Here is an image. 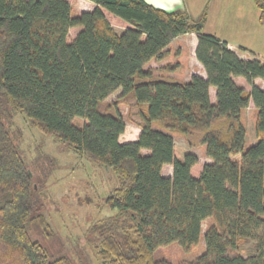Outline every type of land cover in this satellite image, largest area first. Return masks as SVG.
I'll return each mask as SVG.
<instances>
[{"label": "trees", "instance_id": "1", "mask_svg": "<svg viewBox=\"0 0 264 264\" xmlns=\"http://www.w3.org/2000/svg\"><path fill=\"white\" fill-rule=\"evenodd\" d=\"M90 1L92 10L75 13L68 0H0V264H73L66 255L49 259L29 233L30 224L53 232L10 131L15 113L114 174L101 198L114 212L90 228L106 264H172L154 251L171 242L190 251L201 238L204 251L178 264H264V89L254 83L264 80V58H241L202 33L205 9L191 18L144 0ZM254 1L263 21L264 0ZM72 27L80 29L67 41ZM190 32L205 77L155 76L147 64L167 58L170 42ZM250 102L256 142L243 150L241 117ZM123 104L136 108L140 128L125 142ZM202 145L209 162L192 151ZM166 164L170 176L162 173Z\"/></svg>", "mask_w": 264, "mask_h": 264}, {"label": "rangeland", "instance_id": "2", "mask_svg": "<svg viewBox=\"0 0 264 264\" xmlns=\"http://www.w3.org/2000/svg\"><path fill=\"white\" fill-rule=\"evenodd\" d=\"M79 29V27L70 28L67 41H70ZM116 30L118 31L117 28ZM186 40L187 38L185 42L188 43L189 41ZM173 44L175 46L177 43ZM257 49L256 52L264 55L263 48ZM243 53L248 58L252 57L251 52ZM184 54L185 59H183L181 71L186 72L187 66H193L195 61L189 46ZM151 64L158 66L156 64L159 63L152 62ZM175 64L177 63L172 61L168 66ZM154 71L157 77L160 73L162 74L159 68ZM166 71L164 70V72ZM247 88L249 89V86ZM116 95L117 93H113L109 100ZM121 113L126 121V127L120 140L124 142L133 140L137 137L140 129L137 125L139 118L136 108L123 104ZM255 114L256 108L252 103H249L242 113L241 121L246 130L243 150L256 142ZM10 122L9 127L14 142L18 145L36 183V197L41 205L39 211L44 214L53 232L51 235L45 236L38 228L30 224L28 229L31 237L46 249L49 259L66 255L73 264H106L97 253V243L92 240L94 234L90 228L92 224L113 212L101 200L115 184V176L112 171L68 150L55 136L44 134L32 125L23 114L15 113ZM75 122L81 124V119L77 117ZM172 135L175 136L176 144L185 143L180 135ZM193 150L200 163L209 162L204 154L203 145L196 146ZM238 158V155L232 157L233 160ZM167 168L169 169L167 170ZM163 174L170 176L171 166H166ZM209 222L208 219L203 221V233ZM242 245L245 248L250 247V243L243 242ZM203 251L204 241L201 238L190 251L183 250L177 242L160 246L154 251V257L178 264L182 260L197 257Z\"/></svg>", "mask_w": 264, "mask_h": 264}, {"label": "crops", "instance_id": "3", "mask_svg": "<svg viewBox=\"0 0 264 264\" xmlns=\"http://www.w3.org/2000/svg\"><path fill=\"white\" fill-rule=\"evenodd\" d=\"M73 10L76 12L90 11L94 8L95 4L90 0H68ZM146 3L166 10L172 11L175 9H183L191 18H196L201 12L206 10L205 24L202 28V33L212 34L220 38L227 43V46L235 51L241 58H248L243 52H251L259 59L263 60L264 55H260V52H256L257 48L264 49V20L260 21L259 17L261 10L258 8L254 0H144ZM118 32L122 30L121 27H115ZM117 31V30H116ZM189 41L188 43L185 42ZM177 43L175 46L173 43ZM197 43V34L194 32L181 34L175 37L168 45L169 54L167 58L160 62L151 60L147 66L154 67V69H161L158 77L168 78L167 80L186 82L192 74H198L205 77V71L202 65L197 61L194 55L195 47ZM175 48H174V47ZM192 51L195 64L193 66H187L186 72L181 71L183 67V59L186 48ZM244 48V50H240ZM254 50V51H253ZM175 61L178 67L173 71H166L162 69L165 65ZM152 62L159 63L158 66L151 64ZM152 65V66H151ZM181 71V72H180ZM155 73V71H154ZM181 73V74H180ZM234 81L248 89L249 86L243 77H235ZM254 83L264 89V80L255 78ZM119 90L115 93L119 94ZM209 98L211 102L215 101V88H209ZM252 103V102H250ZM140 131V129H139ZM138 131V132H139ZM122 134L119 136V141ZM138 136V134L136 135ZM173 136L174 142L175 136ZM137 138V137H136ZM135 138V139H136ZM134 140V139H133ZM184 145L185 143H180ZM192 151H194L192 149ZM210 161V159H208ZM170 164H166L162 168L164 169ZM169 168H167L168 170ZM172 171V167H171ZM164 175V174H163ZM171 175V174H170ZM169 176V174H166ZM114 212V211H113ZM112 212V213H113Z\"/></svg>", "mask_w": 264, "mask_h": 264}]
</instances>
